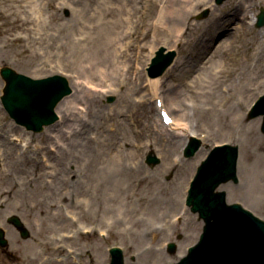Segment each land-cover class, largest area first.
Returning a JSON list of instances; mask_svg holds the SVG:
<instances>
[{"label":"bare ground","instance_id":"bare-ground-1","mask_svg":"<svg viewBox=\"0 0 264 264\" xmlns=\"http://www.w3.org/2000/svg\"><path fill=\"white\" fill-rule=\"evenodd\" d=\"M4 1H9L18 10L26 12V18L19 23V28L25 32V39L32 47L35 61L44 55L47 58L58 59L56 64L58 67L72 69L71 71L75 73L74 78L85 85H94V89L90 91L82 88L79 92L77 89L82 84L78 86L74 78H69L75 93L73 97H65L58 103L56 111L60 121L44 131L47 141L55 139V145L52 146L49 144L33 146L20 126L14 122H6L0 114V174L14 182L10 188L0 189V206L13 196L17 195L20 199L27 197V190L32 188L42 197L40 204L31 207L32 210L45 211L51 214L52 219H57L58 223H70L69 218L75 222L76 217L73 215L69 217L66 212L68 211L66 208L72 207L71 198L74 201L75 196L71 195L70 198L67 194L70 190H66L65 193L61 189V185H64L62 178H70L73 175L69 173L71 171L67 173L69 176L63 173L65 160L69 162L68 164L78 161V165L83 168L79 169L81 173L75 174L76 182L79 184L83 182L94 188V194L89 199L75 200L77 212L93 213L91 205L94 196L99 193L109 195V200L115 201L116 208L125 210L127 198L132 200L138 185L147 179V172L141 164L146 147L139 141L126 146L116 145L110 136L114 125H107V121L115 120L119 113L116 109L110 112L101 111L100 106L94 108V104L101 96L99 89L107 88L105 91L111 93L112 87L131 83L132 77L135 78L132 91L142 92L148 86L151 93V99L139 98L136 105L146 102L148 105L153 102L156 104L161 100L163 105L159 111L164 109L170 113L172 117L170 125L161 123L155 116L152 123H147V128L152 131L150 135L163 138L166 144L183 147L191 136L201 134L204 138L202 143L204 145L209 143L210 133L208 131L200 133L195 129L196 123L192 124L191 120H188L192 116L196 122L204 111L209 112L215 126L222 125L220 120L224 121V116H227L228 126L239 133L238 141L245 140L248 147L255 143L258 136V121L248 118L247 113L259 93L258 84H263L258 81L257 73L264 66V34L259 33L255 26L257 14L253 13V8L263 4L264 0L229 1L227 2L231 8L229 14L217 15L211 9L209 14L212 18L201 21L193 19V15L199 8L207 5L208 0ZM66 7L71 12L68 19L60 16ZM222 35L225 39L218 45L214 44ZM190 41L194 47H199L196 53L202 57V61L208 57L209 73H204L203 67L197 69L189 62L181 66L177 57L168 74L176 70L177 76L190 73L192 77L188 82L190 96L193 93L197 98L204 97L207 95L205 90L208 86L211 103L208 107H200L193 99L188 110V107H182L188 104L184 103L186 94H183L182 90L175 88L171 83L165 85L164 77L148 78L146 84H143V77L145 64L151 56L146 52L147 48H150L152 54V50L159 44L176 48L178 45L185 46ZM257 41H261L258 48ZM229 56L231 60H228ZM81 77L84 81L80 80ZM219 88L221 93L217 91ZM221 96L220 100L216 99ZM83 103H86V106L79 108ZM88 118H91L92 122L88 121ZM92 123L94 127L91 126ZM142 124L144 125L143 120ZM94 129L97 131L94 132ZM52 131L55 136L51 135ZM135 134L137 139L142 140V132L138 131ZM108 143L116 146L108 147ZM154 145L157 144L151 143V150ZM106 146L112 152L110 158L101 161L103 155L99 152L107 149ZM31 152L35 155L31 156ZM57 152H60L61 156H57ZM204 157L205 153L200 150L189 166L183 169L182 173L186 178L181 189L171 188L173 181H166L154 194L146 198L147 204L157 196L172 200L175 197L184 198L187 194L188 178L193 176L198 163ZM10 158H13L14 163L10 161L8 164ZM26 158L34 163L33 170L28 169L27 173L20 169L22 177L15 179L13 171H18L19 162ZM173 162L163 171L164 174L174 168L177 160ZM244 162L245 159L241 162L240 157L241 166L238 165V170L243 169ZM5 164L11 167L14 165L13 170L3 169ZM39 167L46 171L43 172ZM56 168L58 171L61 170L62 178L59 177ZM227 188L226 183L219 187ZM60 211L67 219L61 218ZM146 235L152 239V236L156 237L158 233L156 229L155 231L147 229ZM74 237L75 235L68 234L65 240L71 241L69 238ZM17 242L15 236L14 245L11 242L13 253L17 251ZM65 245L56 239L43 240L38 243L41 249L39 253L17 255L14 259L15 264H64L68 257L73 258L76 254L74 249ZM64 253L66 255H62Z\"/></svg>","mask_w":264,"mask_h":264},{"label":"rangeland","instance_id":"rangeland-1","mask_svg":"<svg viewBox=\"0 0 264 264\" xmlns=\"http://www.w3.org/2000/svg\"><path fill=\"white\" fill-rule=\"evenodd\" d=\"M208 1L207 5L202 6L195 12L193 19L199 21L209 20V18L211 19L212 16L209 14L207 17L198 18V15L202 10L207 7H210L212 11L214 10V13L217 15L221 14V16L227 15L231 11L227 2L233 0H226L221 5H217L214 0ZM225 5L227 6L223 8ZM219 8H222L221 12ZM262 9H264V3L254 7L253 13L255 12L258 17ZM25 14L26 12L18 10L17 7L13 6L9 1L0 0V68L6 65L13 68L18 73L32 78H43L54 74H62L72 79L73 74L75 73L71 71L72 69H68L67 67H58L56 65L58 59L47 58V56L44 55L45 57L43 56L40 60L37 59V61H35L32 55V47L25 39V32L19 28V23L26 18ZM70 15L71 12L67 7L60 13V16L66 19H68ZM256 24L257 20L255 26L259 33L264 34V27L259 28ZM223 39H225V36L223 35L218 37V40L216 39L214 44L218 45ZM260 42L261 41H257V48ZM160 46H166L168 49L176 50L180 60L179 65H187L189 62V64L192 63V65H195L197 69L203 67V69H205L204 73H209L208 66L210 65V62L207 61L208 57L202 61V57L196 53L199 47H194L192 41L185 46L178 45L176 48H170L169 45L162 43L159 44L155 50L153 49L152 53ZM146 52H149V55L151 56L145 66L148 65L153 55L150 54V48H147ZM220 57L221 56H219V58ZM227 58L228 60H231L230 56ZM176 74H178L177 70L171 74H168L167 71L164 76V83L165 85L171 83L175 88L182 90L181 92L183 94H186V100L184 103L187 102L188 104H185L184 106L182 105V107L186 106L189 110L192 105L191 103H193V99L197 101L200 107L210 106L211 100L208 95V86L207 90H205L207 95L204 97L197 98V96H193V93L192 96H190L189 90L191 89L188 87V82L192 79L190 73H186L184 76H177ZM257 74L258 81H261L263 84L259 85L257 83V90L259 93L253 101V104L259 96L264 94V90L261 91L262 88L264 89V66ZM134 79L135 78L132 77L130 80L131 83L112 87L113 92L111 93L104 94V91L101 90L103 92L100 91L101 96L98 97L96 104H94V108L100 106L102 109L101 111L104 110L110 112V110L116 109V112L119 113L118 116L116 115L115 120L107 121V125H114V131L110 136L116 145L119 144L121 146H126V144H134L136 141H139L145 145L146 154L148 155L149 152H152L149 151L151 143L157 144L152 146V149H154V154L159 155L160 162L155 165H148L146 163V155L143 157L141 164L142 168L147 172V179L143 180L141 185H138V189L132 200L129 197L127 198V208L125 210L124 208H116L117 205L115 204V201L109 200V195L107 196V194L99 193L94 196V201L91 205L94 209L93 213L83 211L77 212V208H75V200L89 199V197L94 194V188L88 186L86 183L80 182L79 184L76 182L75 177L77 175L75 176V174L81 173L79 169L83 168L78 165V161L68 164L69 162L64 160V170L62 171L63 173H66V176H69L67 173L68 171H71L69 173L73 174L72 177L62 178L60 174L61 170L59 169L60 171H58V169H56L60 175L59 177L62 178L64 183L63 186L61 185L63 192L67 193L66 190L69 189L70 193H67L69 194V197L71 198V195L75 196L74 201L71 198L72 207L66 208L68 211L72 212L69 213L66 211L69 217L70 215L76 217L75 222L69 218L68 220L70 223H58L57 219L54 220L50 217L51 214H48L45 211L40 212L39 210H32L31 207L39 205L42 198L35 189L30 188L27 190L28 199L27 197L20 199L17 195L13 196L12 199H9L5 204L0 206V227L4 230L8 241L7 247L0 246V264H15V256L20 254L39 253L41 249L38 246V243L43 240L47 241L52 239H56L60 244H66L65 246L67 248L75 250L76 254L74 257H68L67 262L64 264H109L111 261L109 249L112 246H120L123 248L126 256V264H173L175 261H178L179 254L184 255L187 248L197 241L203 223L199 222L197 216L193 215L188 209H186V197H175L174 200H172L170 198L157 196L151 201V203L147 204L146 202V198L151 194H154L155 190L166 181H173L170 185L171 188L181 189L182 182L186 178L182 173L183 168L186 169L189 166L191 163L189 160H192V158H183L182 149L179 145L173 146L166 144V142L163 141V138L150 135L152 131L147 128V123H152L154 116L160 121L161 119L158 111L155 110L154 104L148 105L146 102L142 105H136V101L139 98L149 99L151 94L147 90L148 87L142 92L136 93L132 91ZM146 79H148V76L147 72L144 71L143 84L146 83ZM74 80L76 82L78 81L76 78H74ZM80 80H84V78L81 77ZM97 80H99V77ZM78 82L81 83V81ZM4 85L5 81L0 75V94L3 93ZM89 87L90 86L83 84L78 87L77 90L79 92L82 88L90 90ZM219 90H221V88L217 90L221 93ZM74 93L75 92L67 98L73 97ZM110 95L113 96L112 102L108 101ZM221 98L222 96L219 98L217 97L216 99L220 100ZM84 105L86 106V103H83L82 105L80 104L79 107H84ZM76 110L77 109H75V111ZM0 114L7 122H14L6 113L1 103ZM141 119L143 120L144 125L142 124ZM256 119L258 121V136L255 143L251 147H248L245 140L238 141L239 133L228 126L226 123V121H228L227 116H224V121L220 120L222 123L220 126L213 125L208 111H204L203 114H200V117L196 122L192 116H190V119L188 118L189 121L191 120L192 124L196 123V125H194L195 129H198L199 131H209L211 137L210 144L217 143L216 141H218L220 144L231 143L233 145H238L241 162L245 159V165L242 170L241 168L238 170L239 183L235 184L232 181L227 183L228 188L225 190H227L228 200L230 202H241L254 212V214L264 219V133L261 131L262 117ZM87 120L92 122L91 118H88ZM94 123L91 124L92 127H94ZM46 128L48 127H45L44 130ZM44 130L41 133H34L23 127V133L30 139V143L33 146L36 144L55 145V139L46 140ZM96 131L97 129H94V132ZM138 131L142 132V140H139L137 139L138 137H136L135 133ZM53 132L54 131L51 132V135L53 134L52 136H55L56 134ZM116 145L113 146L111 143L107 144L108 147H115ZM208 146L209 144L203 145L201 150L205 151ZM16 151H18V149H16ZM111 152L112 151L108 148L101 150L99 152L103 155L101 161H106L107 158H110ZM30 155L34 156L35 154L33 155L31 152ZM59 155L60 152H57V156ZM176 158L178 159L176 163L177 166L164 174L163 171L167 166L171 165ZM10 161H13L14 163L13 158L9 159L8 164H10ZM8 164H5L3 169L7 170L9 168L10 170H13L14 165L11 167L10 165L8 166ZM33 164L34 163L29 160V158H26L22 162H19V170L13 171L14 175L13 173L10 174H12L15 179H21V171L23 170L24 172H27L28 169L32 171ZM101 164L102 162L99 163V165ZM238 165L241 166V163ZM39 168H41L43 172L46 171L42 167ZM13 183L12 180L7 179L0 174V189L10 188ZM60 214L61 218L67 219L61 211ZM12 215H16L22 220L28 230V236L23 237L19 229L9 223L8 217ZM86 226L91 229L86 228ZM85 229H88L90 233H85ZM147 229L154 231L156 229L158 236L156 235L155 237V235H153L152 239L151 237H147ZM68 234L75 235V237L73 239L69 238L71 241H66L65 239H67V236L65 235ZM15 236L18 240L16 243L18 248L17 251L13 253L11 242L13 243ZM60 240H62L64 244ZM168 242H175L177 244L176 253L170 254L167 251L166 245ZM62 255H66V253Z\"/></svg>","mask_w":264,"mask_h":264},{"label":"water","instance_id":"water-1","mask_svg":"<svg viewBox=\"0 0 264 264\" xmlns=\"http://www.w3.org/2000/svg\"><path fill=\"white\" fill-rule=\"evenodd\" d=\"M263 24L264 13L260 15L259 26ZM175 56L176 52H166V48L161 47L152 60L150 74L156 71L163 73L172 64ZM1 74L9 85L16 79H25L29 84L42 82L22 77L9 67H3ZM57 81H59L58 84H54L47 94H42L35 102L37 108L27 103H31L28 98H24L25 101H20L18 96L12 97L10 94L5 98V101L12 112L29 114L30 119L26 120L29 125L37 123L36 125L39 126L52 122L56 119L53 113L54 106L60 98L70 92L63 79L58 77ZM227 153L230 156L223 162L222 170L210 173L205 177L198 176L199 181L194 184L189 203L194 205L193 210L201 212L207 224L199 245L191 249L189 256L180 264H264V222L239 205L227 206L225 194L213 192L222 177H229L235 171L236 152L227 149ZM12 221L21 228L24 236L28 235L17 217H14ZM2 236L3 233L0 232V244L4 245L5 241ZM113 255L112 264H123L120 251H113Z\"/></svg>","mask_w":264,"mask_h":264}]
</instances>
